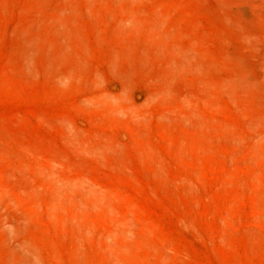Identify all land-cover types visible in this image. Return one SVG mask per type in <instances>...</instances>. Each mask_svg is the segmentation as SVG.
<instances>
[{"label":"rangeland","instance_id":"rangeland-1","mask_svg":"<svg viewBox=\"0 0 264 264\" xmlns=\"http://www.w3.org/2000/svg\"><path fill=\"white\" fill-rule=\"evenodd\" d=\"M0 264H264V0H0Z\"/></svg>","mask_w":264,"mask_h":264}]
</instances>
